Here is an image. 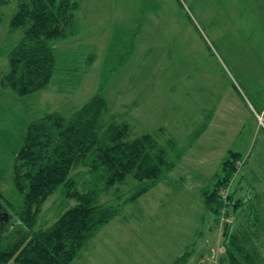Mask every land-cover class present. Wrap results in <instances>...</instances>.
Segmentation results:
<instances>
[{
  "label": "rangeland",
  "instance_id": "obj_1",
  "mask_svg": "<svg viewBox=\"0 0 264 264\" xmlns=\"http://www.w3.org/2000/svg\"><path fill=\"white\" fill-rule=\"evenodd\" d=\"M18 1L0 8V47L9 44L5 37ZM73 1L81 6L80 34L57 46L66 74L23 97L0 82L4 198L18 202L12 154L26 127L45 113L70 118L99 94L108 118L128 125V140L153 134L164 144L171 138L184 150L179 162L185 158L126 205L73 264H173L189 250L188 264H220L226 225H245L250 207L260 220L257 244L264 258V0ZM91 53L94 62L87 67ZM7 66L1 54L0 81ZM203 135L200 155L211 152L208 162L195 154ZM228 151L239 153L242 164L223 198L234 190L237 199L250 202L228 218L222 212L217 226L201 190L220 172ZM132 185L115 188L120 202ZM112 197L103 195L101 202L113 204ZM55 202L45 203L40 223L52 222Z\"/></svg>",
  "mask_w": 264,
  "mask_h": 264
},
{
  "label": "trees",
  "instance_id": "obj_2",
  "mask_svg": "<svg viewBox=\"0 0 264 264\" xmlns=\"http://www.w3.org/2000/svg\"><path fill=\"white\" fill-rule=\"evenodd\" d=\"M11 1L0 0V8ZM80 10L73 0L18 1L5 37L9 44L0 47L8 62L1 86L23 97L46 90L55 77L66 74L61 64L65 55L57 46L80 34ZM84 61L91 66L94 54ZM109 118L105 99L96 94L70 118L45 113L26 127L12 154L18 202L6 200L0 191V264H73L104 226L171 173L184 155L171 138L164 144L153 134L128 140V125ZM240 163L241 155L228 151L220 172L201 190L204 209L217 226L222 212L228 218L250 202L237 199L234 190L227 198L221 194ZM127 181L133 185L120 202L115 188ZM103 195L115 202H101ZM53 197L54 219L40 223L43 207ZM258 224L252 207L245 225L235 229L228 224L220 264H264ZM192 254L186 251L173 264H188Z\"/></svg>",
  "mask_w": 264,
  "mask_h": 264
},
{
  "label": "crops",
  "instance_id": "obj_3",
  "mask_svg": "<svg viewBox=\"0 0 264 264\" xmlns=\"http://www.w3.org/2000/svg\"><path fill=\"white\" fill-rule=\"evenodd\" d=\"M204 136L205 135H203V136H201V140H200V142H198L197 143V150L195 151L196 153L195 154H198L197 155V157L200 159V156L201 157H207V162H208V157H210V155H211V152H207L205 155H200L201 154V151H200V148H201V144H202V140H204L203 138H204ZM208 146V148L211 150V149H213V147L215 146V145H212V143L210 142V144L209 145H207ZM187 156V155H186ZM184 158H185V156L182 158V160L176 165V167L175 168H177V167H179L180 166V163H182L183 162V160H184ZM210 164V163H209Z\"/></svg>",
  "mask_w": 264,
  "mask_h": 264
},
{
  "label": "built area",
  "instance_id": "obj_4",
  "mask_svg": "<svg viewBox=\"0 0 264 264\" xmlns=\"http://www.w3.org/2000/svg\"><path fill=\"white\" fill-rule=\"evenodd\" d=\"M222 194H223V196H224L225 193H222Z\"/></svg>",
  "mask_w": 264,
  "mask_h": 264
},
{
  "label": "water",
  "instance_id": "obj_5",
  "mask_svg": "<svg viewBox=\"0 0 264 264\" xmlns=\"http://www.w3.org/2000/svg\"><path fill=\"white\" fill-rule=\"evenodd\" d=\"M226 228H227V225H226Z\"/></svg>",
  "mask_w": 264,
  "mask_h": 264
}]
</instances>
